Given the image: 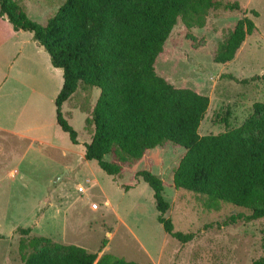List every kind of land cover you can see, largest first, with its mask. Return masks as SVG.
<instances>
[{
  "label": "rangeland",
  "instance_id": "374dc122",
  "mask_svg": "<svg viewBox=\"0 0 264 264\" xmlns=\"http://www.w3.org/2000/svg\"><path fill=\"white\" fill-rule=\"evenodd\" d=\"M65 1L21 0V5L33 21L43 23ZM219 1L249 6L261 11V17L255 20L251 10L241 8L211 12L200 29L179 21L155 65L158 75L176 88L209 98L201 136L240 127L254 115V104L264 103V81L255 79L264 74V0ZM245 17L254 19V33L232 62L215 63L217 48ZM0 28L4 29L2 23ZM42 52L41 65H31L33 76L48 70L50 56ZM82 88L89 96L82 95ZM27 89L8 83L0 90V264H24L19 253L21 229H31L28 239H49L50 247L75 245L99 258L113 255L138 264H253L263 255L264 219L226 224L232 216L251 212L229 203H221L219 211L208 210L202 196L175 189L173 175L185 154L183 147H157L126 166L121 175H108L79 149L66 150L73 143L57 123L56 100L44 98L41 116L30 115L24 107ZM49 89L52 96L55 90ZM99 96V89L80 86L63 106L65 119L81 141L93 131L86 127L90 113L83 108H91ZM25 131L31 137L44 135L51 144L34 143L20 135ZM105 160L114 162V157L107 155ZM13 169L16 174H11ZM140 170L162 178L170 203L165 217L175 231L194 233L193 241L181 243L165 232L154 191L135 177ZM81 186L85 193L78 191Z\"/></svg>",
  "mask_w": 264,
  "mask_h": 264
},
{
  "label": "trees",
  "instance_id": "16d2710c",
  "mask_svg": "<svg viewBox=\"0 0 264 264\" xmlns=\"http://www.w3.org/2000/svg\"><path fill=\"white\" fill-rule=\"evenodd\" d=\"M218 10L239 12L241 7L219 0H66L38 23L28 16L21 0H0V18L15 31L32 33L53 67L63 70L56 119L74 145L79 144L78 132L65 119L63 105L80 86L100 90L93 109L83 108L90 113L86 127L93 129L90 143L84 144L87 161L119 176L157 147L181 146L185 154L174 171L175 189L202 196L208 210L219 211L221 203H229L251 212L228 218L230 224L243 218L264 219V103L254 104V115L240 127L201 136L209 98L176 88L155 68L179 21L190 29L204 28L210 13ZM255 29L253 19L239 20L217 48L215 63L232 62ZM255 79L264 81V74ZM107 155L114 162L106 161ZM135 177L154 191L158 221L165 232L181 243L193 241L194 233L175 231L172 220L165 217L170 203L164 197L162 178L149 170L137 171ZM20 231L24 264H138L113 255L99 258L75 245L50 247L47 238H26L31 229ZM253 264H264V230L263 255Z\"/></svg>",
  "mask_w": 264,
  "mask_h": 264
},
{
  "label": "crops",
  "instance_id": "0c3cea01",
  "mask_svg": "<svg viewBox=\"0 0 264 264\" xmlns=\"http://www.w3.org/2000/svg\"><path fill=\"white\" fill-rule=\"evenodd\" d=\"M241 8L258 12L259 15L258 17H255V20H258L261 17V11L250 8L249 6L247 8ZM0 23H2L4 26V29L0 28V90L3 89L8 83H13L14 86L25 85L28 88L27 91L29 90L25 96L27 98L25 101L26 106H24L25 109L28 110L32 116H41V113L43 112L42 102L44 98L48 97L52 101H55L63 87V70L54 68L51 63V58H49L47 59L48 70H44L42 75L33 76L31 65L36 64L40 66L41 57L39 55L43 53L42 51L45 52L46 50L37 44V42L33 39L32 33L25 31H15L12 25L7 20L2 18H0ZM33 52L36 54H33ZM56 79L58 81H55ZM22 82H25V84ZM50 87L53 88V91L55 90L52 96L48 95ZM13 88L15 92V87ZM82 91V95H85V97L89 96V91L83 90V88ZM93 106L91 109H93ZM41 129H43L42 126ZM9 130L12 129H4L5 132H16ZM40 132H42V130ZM20 135H23L25 138L30 139L34 143H41L45 145L51 144L48 143L44 135L31 137L28 136V132L26 131L25 134ZM91 138L92 135L88 133L84 141H81L80 134L78 132L79 144H72V146L68 145L66 150L72 151L73 149H79L81 151V155L84 156V144L90 143ZM11 174H16V170H11Z\"/></svg>",
  "mask_w": 264,
  "mask_h": 264
},
{
  "label": "built area",
  "instance_id": "2783aa9c",
  "mask_svg": "<svg viewBox=\"0 0 264 264\" xmlns=\"http://www.w3.org/2000/svg\"><path fill=\"white\" fill-rule=\"evenodd\" d=\"M78 191L80 193H85L86 192V189L83 186H81V187L78 188Z\"/></svg>",
  "mask_w": 264,
  "mask_h": 264
}]
</instances>
